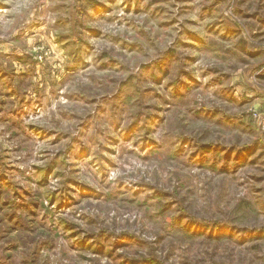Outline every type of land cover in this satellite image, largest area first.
Instances as JSON below:
<instances>
[{"label": "rangeland", "instance_id": "rangeland-1", "mask_svg": "<svg viewBox=\"0 0 264 264\" xmlns=\"http://www.w3.org/2000/svg\"><path fill=\"white\" fill-rule=\"evenodd\" d=\"M0 264H264V0H0Z\"/></svg>", "mask_w": 264, "mask_h": 264}]
</instances>
